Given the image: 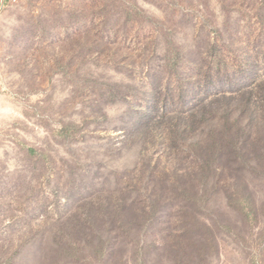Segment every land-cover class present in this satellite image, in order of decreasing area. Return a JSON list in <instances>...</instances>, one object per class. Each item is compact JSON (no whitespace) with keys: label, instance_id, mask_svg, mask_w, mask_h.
I'll list each match as a JSON object with an SVG mask.
<instances>
[{"label":"rangeland","instance_id":"374dc122","mask_svg":"<svg viewBox=\"0 0 264 264\" xmlns=\"http://www.w3.org/2000/svg\"><path fill=\"white\" fill-rule=\"evenodd\" d=\"M0 264H264V0L0 2Z\"/></svg>","mask_w":264,"mask_h":264},{"label":"built area","instance_id":"2783aa9c","mask_svg":"<svg viewBox=\"0 0 264 264\" xmlns=\"http://www.w3.org/2000/svg\"><path fill=\"white\" fill-rule=\"evenodd\" d=\"M0 2H2L3 4H5L6 3V0H0Z\"/></svg>","mask_w":264,"mask_h":264},{"label":"crops","instance_id":"0c3cea01","mask_svg":"<svg viewBox=\"0 0 264 264\" xmlns=\"http://www.w3.org/2000/svg\"><path fill=\"white\" fill-rule=\"evenodd\" d=\"M7 1V0H6Z\"/></svg>","mask_w":264,"mask_h":264}]
</instances>
